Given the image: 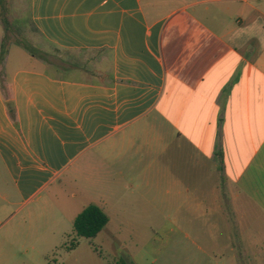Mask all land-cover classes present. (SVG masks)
Listing matches in <instances>:
<instances>
[{"label":"crops","instance_id":"obj_1","mask_svg":"<svg viewBox=\"0 0 264 264\" xmlns=\"http://www.w3.org/2000/svg\"><path fill=\"white\" fill-rule=\"evenodd\" d=\"M25 20L81 61L53 72ZM91 204L108 224L68 249ZM249 219L264 220V0H0V264H119L115 236Z\"/></svg>","mask_w":264,"mask_h":264},{"label":"rangeland","instance_id":"obj_2","mask_svg":"<svg viewBox=\"0 0 264 264\" xmlns=\"http://www.w3.org/2000/svg\"><path fill=\"white\" fill-rule=\"evenodd\" d=\"M8 5H9V0ZM25 1V0H24ZM24 2V19L27 18L28 5ZM7 5V4H6ZM11 14V13H10ZM5 15V13H4ZM23 47L31 53L38 54L55 73L64 74L71 63H78L84 54L75 52H64L48 44L29 23H24L20 33ZM75 63V64H76ZM17 205L11 207V212H16ZM28 207L22 210L24 213ZM167 228L176 227V216L174 209H168ZM19 215V214H18ZM191 222V221H188ZM208 219H200L197 223L200 229L208 227ZM258 223V224H257ZM190 224V223H189ZM232 221V235L226 236L222 231L209 236H180L174 233H159L148 235H121L111 238L110 244L118 249V255L128 264H132L133 256L139 253V264H264V220H247L245 233L240 234ZM7 226V225H5ZM4 226V227H5ZM190 239H194L202 250L193 251V256H188V249L185 246ZM123 248V251L120 249ZM237 255L233 261L232 256Z\"/></svg>","mask_w":264,"mask_h":264},{"label":"trees","instance_id":"obj_3","mask_svg":"<svg viewBox=\"0 0 264 264\" xmlns=\"http://www.w3.org/2000/svg\"><path fill=\"white\" fill-rule=\"evenodd\" d=\"M108 222L109 216L99 206L94 204L87 206L74 221L76 238L69 242L68 249L75 248L80 238L93 239L97 237ZM119 264L128 263L122 260Z\"/></svg>","mask_w":264,"mask_h":264}]
</instances>
